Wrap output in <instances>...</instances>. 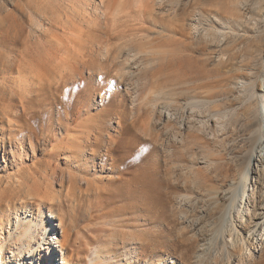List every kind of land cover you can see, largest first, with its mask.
<instances>
[{
	"label": "rangeland",
	"instance_id": "obj_1",
	"mask_svg": "<svg viewBox=\"0 0 264 264\" xmlns=\"http://www.w3.org/2000/svg\"><path fill=\"white\" fill-rule=\"evenodd\" d=\"M172 1L174 0H110L101 3L100 0H0V148H5L7 153L6 158L3 159L2 151L0 152V264H42V259L48 258L47 264H50L51 259V263L61 264L60 257L55 261L58 255L55 253L54 243L50 242L51 238L61 243L65 260L69 264H87L90 246L80 242L87 235L83 228L87 222L80 219L71 224L68 205L63 203L66 187L70 185L69 180L72 179L81 190L90 188L91 195L94 188L98 193L102 191L104 202L110 203L106 210L118 207V203H111L114 188L110 183L117 178L118 173L115 172L109 178L108 170L100 168L98 155L92 159V152L98 151L102 154L104 147L94 145L92 138L94 132L91 126L96 123L95 118L98 113H110L109 116L104 117L101 143L104 145L110 136L119 135L116 122L120 111L125 113L127 123L133 121L135 114L131 110L130 102L124 96L125 86L122 76L127 75V66L135 64L160 66L159 68L176 66L175 58L178 50L172 40L179 38V35L172 31L177 25L171 10ZM190 2L191 5L185 7L187 9L185 19H190L192 22L194 15L198 13L201 20L205 21L207 13L212 14L208 22H203L198 27L199 31L195 33L198 35L203 29L209 32L207 38L204 36L199 41L200 46L204 48L200 53L194 51L193 60L195 66H205L208 70L207 77L203 78L197 73L198 70L193 68L192 81L196 84L205 82L208 87H216L218 80H221L220 85L241 87L245 83L242 79L243 74L248 73L241 67L242 63L246 59L252 61L258 59L259 45L264 47V0L260 2L248 0V7L252 13L248 12L249 9L244 10L246 3L234 2V12L238 16L234 18L226 9L228 0H190ZM188 14L193 17H188ZM211 22H214L218 29L208 28ZM96 24L98 25L95 26ZM93 27L97 28L89 33L88 29ZM210 36L213 42L206 44ZM182 38L188 40L186 37ZM225 61L227 63H222ZM256 65L258 74L253 86L262 122L264 121V57ZM216 69L222 74L218 75ZM159 71L156 68L155 74L150 72L144 90H139V93L144 92L146 99L153 96L149 91L154 92L161 83L164 84V79L169 86L181 83L176 82L172 74L165 75L158 73ZM72 72L82 73L81 78L87 94L82 95L80 104L74 108L72 106L69 115L71 123L63 125L57 122L59 103L53 98L55 95L65 97V91L72 86V83L77 82L79 77L65 82L66 86L59 92H55L53 85L51 86L47 81L38 84L37 82L41 79L45 80L48 76L58 81L60 75H65L64 81L70 78ZM188 87L186 86L187 89ZM177 91H185V88H177ZM238 94L227 98L220 93L216 102L223 104L235 99ZM31 95L35 97L34 103L41 105L39 113H42L36 120L39 142L33 152L30 146L36 143L32 142V144L28 138L29 127L33 121L26 117L28 121L25 123L26 120L24 122L5 113L6 110L20 113L21 102L24 101L23 104L27 106L26 98ZM140 102L138 101V105ZM48 109H51L52 126L43 123L49 116L46 115L49 112L43 113V111ZM78 112L81 114L80 117L75 116ZM131 129V134L124 136L123 143L115 153L114 161L115 166L120 167L123 178L122 195L130 208L134 202H137V198L128 194L127 180L131 179L132 175L142 173V167L147 159H142L137 154V152L142 153L141 149L144 148L138 144L141 143L139 141L150 139L143 134L141 124H136ZM262 131L264 133V122ZM21 132L26 134L25 138L19 137ZM78 143H85L86 148L79 151ZM151 143L155 146L153 160L158 163L162 179L173 186V180L179 175L180 180L184 179L187 182L185 184L187 188L192 187L193 184L190 183H193V177L187 173L190 170L189 160L177 159L171 162L165 157L159 142L152 140ZM150 145V143L144 144L147 148H152ZM207 151H209L207 147L195 142L190 145L189 154L194 156L193 162L195 161L197 167L203 166V162L200 163L199 160L212 157L211 154L207 155ZM171 168L174 170V178L170 175ZM50 174H53L56 183L51 181ZM182 174H184L183 178ZM62 176L63 181H61ZM49 182L52 183V191L56 192V195H53L56 198L61 197L60 201L55 198L47 202L45 193ZM60 182L64 183V187L60 188ZM86 182L92 187H88ZM253 182L254 179L251 183H246L245 190L249 195ZM172 199L173 195L170 196L171 202L168 203L167 214L171 218L174 217L176 223L180 220V216L178 218L177 206ZM237 208L238 205L232 210L235 217ZM131 214L127 213V216ZM136 215L143 216L141 212H137ZM16 217L25 224L28 232L24 244L31 248L32 253L12 242L10 233ZM47 220L54 225L52 229V225L47 224ZM98 220L97 217L93 225ZM134 223L138 224L139 221L135 220ZM168 223L173 231L168 227L166 232H170L172 241L178 236L181 226ZM157 225L159 226V223ZM45 226L54 232L53 237L42 235ZM231 228L229 223L223 236L210 249L204 264H253L254 260L264 254L263 247L252 250V257L248 256V252L244 254L245 250L240 251L238 244L236 246L233 241L236 232ZM166 239L169 240V237ZM48 241L51 249L53 248L50 257L43 249ZM228 251L232 254L229 255ZM40 253L43 257L39 256ZM57 254L60 255L58 251ZM101 259L114 264L104 256ZM101 259H98V264L102 263Z\"/></svg>",
	"mask_w": 264,
	"mask_h": 264
},
{
	"label": "bare ground",
	"instance_id": "obj_2",
	"mask_svg": "<svg viewBox=\"0 0 264 264\" xmlns=\"http://www.w3.org/2000/svg\"><path fill=\"white\" fill-rule=\"evenodd\" d=\"M104 1L110 0H100L101 3ZM257 1L260 2V0ZM172 2L171 10L177 23L172 31L179 35V38L172 40L178 50L177 58H175L176 66H161V68H159L160 66H137L136 64L123 66V68H127V75L122 76L125 86L124 96L130 102L131 110L135 114L133 121L127 123L125 113L120 111L116 122L119 135L110 136L104 145L101 144L104 117L109 116L110 113H98L95 118L96 123L91 126L94 132L92 137L94 145L100 148L104 147L102 154L93 151L92 159L98 155L100 168L108 170L109 178L115 172L118 173L117 178L110 182L114 188V197L111 203H118V207L106 210L110 203L104 202L102 191L98 193L94 188L91 195L90 188L81 190V187L75 181L72 182V179L69 180L70 185L66 187L63 203L68 205V217L71 224L80 219L87 222L83 227L87 235L84 240L80 241L84 245L90 246L87 264H98V259L103 256L112 260L114 264H204L210 249L223 236L229 223L231 229L236 232V238L233 241L235 245L238 244L240 251L245 250L244 254L248 252L249 257H252V250L255 248L263 247L262 252L264 251V133L262 131L264 121H260L261 113L253 86L258 74L256 64H259L264 57V47L259 45L258 59L255 58V61L246 59L242 63L241 67L248 73L243 74L242 79L245 83L241 87L220 85L221 80H218L219 83L216 87H208L205 82L196 84L191 79L193 68L198 70L197 73L203 78L207 77L208 70L205 66L194 65V51L199 53L202 51L204 47L200 46L199 41L204 36L207 38L209 32L207 29H203L198 35L195 33L199 31L198 27L203 22H208L212 14L207 13L205 21L201 20L198 13L194 17L188 14V17L194 18L191 22L190 19L184 18L187 12L185 7L191 5L190 0H174ZM234 2L246 3L244 10L249 9L248 12L252 13L248 7V0H228L226 9L232 18L237 16L233 8ZM85 5L87 7V3ZM202 19L204 20V18ZM96 28H89L88 32L91 33ZM208 28L218 29L214 22L209 23ZM204 31L205 33H203ZM182 37H186L188 40H184ZM209 42H213L211 36L210 40H206V44ZM222 63H227V61ZM156 68L160 70L158 73L165 75L170 73L176 82L181 83L169 86L166 85L164 79V84L161 83L158 90L153 89L154 92L149 91L153 93V96L146 99L144 92H140L142 93L140 94L139 90H144L150 72L155 74ZM216 72L218 75L222 74L218 69ZM81 76V72L76 74L72 72L70 78L64 81L65 75H60L58 81L48 76L45 80L41 79L37 82L38 84L47 81L51 86L53 85L55 92H59L66 86L65 82L71 78L79 77V80L72 83V86L65 91V97L55 95L53 98L56 103H59L57 122L63 125L71 123L69 116L71 109L81 103L84 93L87 94ZM237 79L239 78L237 77ZM186 86H189L188 89ZM177 88H185V91L178 92ZM32 90L31 92H33ZM220 93L227 98L239 94L235 99L222 104L216 102ZM26 99L28 105H24V101L21 102L22 111L20 113L12 112V110H6L5 113L24 120V122L26 120L25 123L28 121L27 118L33 121L28 132L29 141L36 143L30 146L33 152L39 142V129L36 120L42 114L39 113L41 105L34 103L35 97L32 95ZM140 100L142 101L140 102ZM141 105L144 107L142 108ZM47 112L49 113L46 115L49 116L43 123L52 126L51 109L43 111V113ZM80 115L79 112L75 114L76 117H80ZM136 124H141L143 134L150 139L139 141L141 143L138 144L144 148L141 149L142 153L137 152V154L142 159H147L142 167V173L132 175L131 179L127 180L128 194L137 198V202H134L130 208L126 198L122 195L123 178L120 167L115 166L114 161L116 160L115 153L123 143L124 136L131 134V128H134ZM25 135L21 132L19 137L25 138ZM83 135L84 133H82ZM44 138H46L45 135ZM152 140L159 142L162 152L171 162L177 159L189 160L190 170L187 173L193 177V183H190L193 184L192 187L187 188L185 185L187 182L184 179L180 180L179 175L177 179L173 180V186L162 179L158 163L153 160L155 146L151 143ZM192 142L207 147L209 149L207 155H212L209 159L199 160L200 163L203 162L202 167H197L195 161L193 162L194 156L189 154ZM145 143H150L152 148L144 146ZM77 147L79 151H83L86 144L78 143ZM1 151V158L5 159L6 149L0 148ZM254 166L256 168H253ZM169 170L171 177L174 178V170L172 168ZM184 174H182V178ZM52 175L50 174L51 181L56 183V179ZM62 178L63 176L61 181H63ZM253 179L249 195L245 187L246 183H251ZM60 183V188L64 187V183ZM88 184V187H92ZM51 186L52 183L49 182L45 193L47 202L56 198L54 196L56 192L52 191ZM169 188L173 190H168ZM172 195V201L177 206L178 218L180 216V220L178 219L179 221L176 223L174 217L171 218L167 214V206L171 202L170 196ZM60 198L57 197L56 200L60 201ZM100 202L104 203L100 204ZM58 205L61 206V203L58 202ZM237 205L235 217L232 210ZM137 212H141L143 216H137ZM127 213L132 214L127 216ZM97 217L99 220L93 225V221ZM135 220H138L139 223L135 224ZM168 222L181 226L178 236L172 241L170 232H166L168 227L173 231ZM47 224L52 225V222L47 220ZM12 225L13 230L10 233L12 242L23 247L28 253H32L31 248L24 244V238L28 232L25 224H22L21 220L16 217ZM51 229L45 226L42 235L53 237L54 232ZM168 237L171 242L166 239ZM50 242L54 243L55 253L58 255L55 261L60 257L61 264H69L65 260L61 243L59 244L54 238H51ZM43 249L48 253V257L53 253L49 241ZM57 251L60 255L57 254ZM228 253L232 254L231 251ZM39 256L43 257V254L40 253ZM42 260V264L49 262V258ZM101 260V264H110L106 259ZM39 261L41 262V259ZM51 262L52 259L50 264H54ZM253 264H264V254L254 260Z\"/></svg>",
	"mask_w": 264,
	"mask_h": 264
}]
</instances>
